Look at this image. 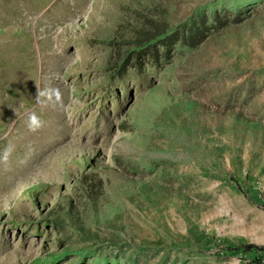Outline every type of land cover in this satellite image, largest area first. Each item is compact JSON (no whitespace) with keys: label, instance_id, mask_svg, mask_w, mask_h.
Segmentation results:
<instances>
[{"label":"rangeland","instance_id":"374dc122","mask_svg":"<svg viewBox=\"0 0 264 264\" xmlns=\"http://www.w3.org/2000/svg\"><path fill=\"white\" fill-rule=\"evenodd\" d=\"M192 18L206 36L188 49ZM37 83L64 108L37 107ZM8 144L0 264L264 248V0H0V156Z\"/></svg>","mask_w":264,"mask_h":264},{"label":"clouds","instance_id":"9594fccd","mask_svg":"<svg viewBox=\"0 0 264 264\" xmlns=\"http://www.w3.org/2000/svg\"><path fill=\"white\" fill-rule=\"evenodd\" d=\"M36 106L41 110L47 108L49 105L57 108L63 109V93L59 87L52 85H47L41 87L37 83V93H36ZM27 128L30 132H38L46 126V121L42 119V116L37 113L34 109L25 114ZM15 150V145L8 144L3 150L2 156H0V161L7 164L12 152Z\"/></svg>","mask_w":264,"mask_h":264},{"label":"trees","instance_id":"16d2710c","mask_svg":"<svg viewBox=\"0 0 264 264\" xmlns=\"http://www.w3.org/2000/svg\"><path fill=\"white\" fill-rule=\"evenodd\" d=\"M213 19H216V18L213 17ZM196 27L197 26H196V22H195L194 18L190 19L187 23H183L181 25V29H182L181 36L180 37L178 36V38L175 39L176 43H179L180 45L185 46L188 49H193V48L197 47L201 42H203L206 35L204 34L201 36L199 30L196 29ZM174 32H175V34L178 35L177 30L176 31L174 30ZM173 33H171L169 36H172ZM166 38L168 39L169 37H165L164 39H161V42H163V40L166 41ZM176 43H174V44H176ZM148 46H149V44H148ZM240 249H242L243 251H246V252H250L254 256L253 261L256 264H258V259L255 256V253L261 249L263 250L264 248H260V247L255 246V245L248 244V245H244V246L240 247ZM236 250H239V248Z\"/></svg>","mask_w":264,"mask_h":264},{"label":"built area","instance_id":"2783aa9c","mask_svg":"<svg viewBox=\"0 0 264 264\" xmlns=\"http://www.w3.org/2000/svg\"><path fill=\"white\" fill-rule=\"evenodd\" d=\"M254 254V253H253ZM258 259V264H264V249L255 253ZM233 264H256L253 259L254 256L250 252L240 251L235 254Z\"/></svg>","mask_w":264,"mask_h":264},{"label":"bare ground","instance_id":"6f19581e","mask_svg":"<svg viewBox=\"0 0 264 264\" xmlns=\"http://www.w3.org/2000/svg\"><path fill=\"white\" fill-rule=\"evenodd\" d=\"M1 171V170H0ZM10 171L8 169L4 171V173L0 172V195H3L5 192L7 193V190L10 188L12 189V185L10 184ZM14 190V189H13ZM8 196V195H7Z\"/></svg>","mask_w":264,"mask_h":264}]
</instances>
